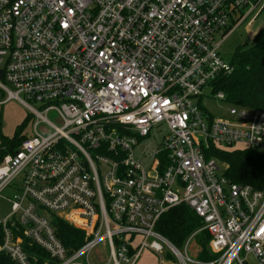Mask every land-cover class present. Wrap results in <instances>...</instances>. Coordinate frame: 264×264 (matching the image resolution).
<instances>
[{"label":"built area","instance_id":"obj_1","mask_svg":"<svg viewBox=\"0 0 264 264\" xmlns=\"http://www.w3.org/2000/svg\"><path fill=\"white\" fill-rule=\"evenodd\" d=\"M262 10L264 0H0V105L16 99L36 119L0 161L11 202L0 251L35 264L28 240L55 264H93L100 244L104 264H137L144 251L158 264H264V187L230 181L207 157L264 151V110L202 109L206 88L225 100L213 83L234 66L220 47ZM181 203L203 220L185 253L156 230ZM53 215L83 232L80 246L57 235ZM203 231L214 257L192 259Z\"/></svg>","mask_w":264,"mask_h":264},{"label":"trees","instance_id":"obj_2","mask_svg":"<svg viewBox=\"0 0 264 264\" xmlns=\"http://www.w3.org/2000/svg\"><path fill=\"white\" fill-rule=\"evenodd\" d=\"M231 64L234 66L233 71L215 80L214 91H222L225 94L224 101L232 106L264 110V29L255 37L252 46L235 52ZM26 137L16 132L14 137L4 138V145L0 146V161L4 155L14 153ZM207 157H216L225 164V176L230 181L251 185L256 189L264 187V151L250 147L231 150L213 147ZM52 222L57 235L67 245L78 247L83 243V232L61 216L53 215ZM202 224V218L190 206L181 203L160 217L156 230L175 246L181 247ZM2 238L0 228V242ZM196 240L201 248L199 257L206 260L213 258L208 248L209 234L203 231L197 235ZM23 245L35 264H55L42 248L31 245L28 240H24ZM0 264L18 263L6 252L0 251Z\"/></svg>","mask_w":264,"mask_h":264},{"label":"rangeland","instance_id":"obj_3","mask_svg":"<svg viewBox=\"0 0 264 264\" xmlns=\"http://www.w3.org/2000/svg\"><path fill=\"white\" fill-rule=\"evenodd\" d=\"M249 9L250 7H247L245 12H247ZM256 14L257 11H255L243 25L238 27L235 32H233L220 47L221 55L227 61L231 62L235 52L238 49H247L248 47L252 46L253 40L250 36L248 27L251 29L252 25H254V28L264 25V10H262L257 16ZM223 32L224 31L215 35L218 43L222 40L221 34ZM212 91L213 90L211 88L205 89V96L202 102L203 111L205 112V110H207L215 117H226L229 114L232 105L227 103L226 101L215 99L212 95ZM4 97L5 96L0 91V100H2ZM55 116V112L53 111L48 114V117L51 120L60 124V121L56 119ZM35 120L36 119L31 115L28 108L16 99H11L4 105H0V146L4 145V138L14 137L16 132H20L21 134H24L26 136L33 134V125ZM37 131L41 135H48L51 132V130L44 124H40L37 128ZM243 148V146L237 147V149ZM12 193V191L7 190L4 192V195L10 196L12 195ZM10 211L11 202L6 200L5 198L0 199V218L5 217L7 214H9ZM186 243L183 246L179 247V249L183 253H185ZM199 251H201L200 244H198L196 238H193L188 243V256L192 259H196L197 253H200ZM108 256L109 249L105 244H100L93 250L90 258L93 264H104L107 261ZM137 264H158V257L153 252L144 251Z\"/></svg>","mask_w":264,"mask_h":264},{"label":"water","instance_id":"obj_4","mask_svg":"<svg viewBox=\"0 0 264 264\" xmlns=\"http://www.w3.org/2000/svg\"><path fill=\"white\" fill-rule=\"evenodd\" d=\"M264 28V25L254 28V25H252L251 29L249 30L250 36L252 40L255 39V37L260 33V31Z\"/></svg>","mask_w":264,"mask_h":264},{"label":"crops","instance_id":"obj_5","mask_svg":"<svg viewBox=\"0 0 264 264\" xmlns=\"http://www.w3.org/2000/svg\"><path fill=\"white\" fill-rule=\"evenodd\" d=\"M248 29L250 30V28L248 27Z\"/></svg>","mask_w":264,"mask_h":264}]
</instances>
